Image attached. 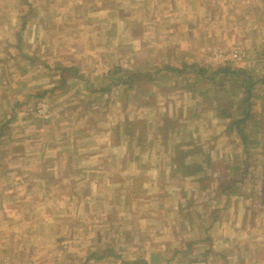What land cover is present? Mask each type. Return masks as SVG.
<instances>
[{
  "label": "crops",
  "instance_id": "1",
  "mask_svg": "<svg viewBox=\"0 0 264 264\" xmlns=\"http://www.w3.org/2000/svg\"><path fill=\"white\" fill-rule=\"evenodd\" d=\"M54 2L18 0L7 9L0 7V110L26 107L30 116L28 101L35 103V112L38 103L45 101L48 116L42 120L34 113L45 124L35 131L43 137L40 147L50 148L53 141L62 147L64 142L75 149L74 157L82 147L93 149L87 154L88 163L94 162L88 172L93 178V173L101 172L103 180L111 184V212L122 215L118 225L110 222L108 226H155L150 219L142 220L154 216L152 207L159 201L165 205L170 201L171 234L161 241H153L155 235L148 234L146 238L154 246L145 248V234L139 232L142 251L136 259L147 264L153 260L190 264L196 256L202 264H264V153L257 150L264 149V61L261 65L250 60L248 65L242 54L252 48L264 52V30H257L261 33L258 49L253 37L247 41L246 34L239 33V25L264 19V0H259L260 5L251 0H197L198 18L204 24L199 47L195 42L175 45L171 61L169 57L156 64L145 62L146 54L165 50L166 55L169 47L144 48L145 40L140 37L146 35L145 27L119 9L120 20L131 26L132 41L139 42L140 50L134 56L117 55L116 49L123 48L118 45L117 59L110 62L107 53L90 54L91 43H86L89 61L75 60L72 55L79 48L74 39L81 35V21L60 8L52 16ZM228 20L235 21V32L213 29ZM82 25L93 36L95 30L100 31L97 36L102 34L101 27ZM187 28L172 31L191 36L193 28ZM105 31L111 34L112 29ZM66 34L73 36L71 41H64ZM237 36L241 38L238 46L232 44ZM198 50L205 56L203 62L210 65L205 69L232 66L251 76V108L246 112L251 117L242 125L245 140L233 125L234 119L245 116L235 112L236 106H231L234 109L228 115L205 91L193 94L196 89L192 87L186 93L167 94L158 86L167 83L170 68H204L187 61ZM220 51L238 53L241 59L224 64L216 57ZM136 56L143 61L138 68L132 63ZM242 95L240 92L238 99ZM170 97L168 109L161 102ZM180 99H184L183 105L178 103ZM207 101L211 105L204 108ZM100 150L108 155L99 157ZM77 165L79 169L80 160ZM190 165L191 172L184 174L182 168ZM194 206L196 211L201 206L203 213L193 212ZM157 243L163 248L156 249Z\"/></svg>",
  "mask_w": 264,
  "mask_h": 264
},
{
  "label": "rangeland",
  "instance_id": "2",
  "mask_svg": "<svg viewBox=\"0 0 264 264\" xmlns=\"http://www.w3.org/2000/svg\"><path fill=\"white\" fill-rule=\"evenodd\" d=\"M14 1L18 0H0V7L7 9ZM110 1L111 4L103 0H55L51 5L52 16L60 8L61 11L68 12L70 17H76L82 22L78 25L81 35L78 39H74L78 42L79 48L72 55L75 60L89 61L85 55L88 46L86 43H91L90 54L99 56L107 53V58L111 57L110 62L117 59L115 49L118 45L123 48L119 51L116 49L117 55L124 53V56H134L140 50H138L139 42L132 41L134 36L131 26L120 20L119 10L145 27L147 33L140 37L145 40L144 48L152 45L169 47L170 52L166 55H164L165 50L160 54L156 52L146 54L147 63L156 64V61L163 62L169 57L171 61V48L175 45L182 47L186 43L195 42V46L199 47L201 41L199 32L203 30L204 24H200L198 18L201 13L197 0H171L176 2L171 6L169 0ZM251 1L259 4V0ZM107 8L110 10H104ZM230 21L223 22L221 26L213 25V29L222 33L227 29L235 32V21ZM251 22L253 25L246 23H243V27L239 25V33L246 34V38L253 37L254 47L258 49L261 33L257 30L259 28L264 30V19L262 17ZM83 23H90V26L96 29L101 27L103 35L97 36L100 32L98 30L94 32L96 36L85 32L83 27L86 26L82 25ZM189 25L193 28L191 36L182 31L179 33L172 31L173 29L186 31ZM104 28L108 31L112 29L111 34L104 32ZM63 37L65 42H69L73 36L66 34ZM240 39V36H237V41L232 44L236 43L238 46ZM249 40L251 38L247 39ZM95 44L96 46H93ZM260 51L252 48L243 52L244 61L248 62V65L251 63L250 60L262 65L264 52ZM132 59L136 68L140 66L138 63H143L137 60V56ZM187 59L189 64L210 68L208 62H203L205 56L201 50L193 53L192 57L189 54ZM199 62L202 66L198 65ZM242 63L240 65L244 68L245 62ZM212 68L217 69L213 66ZM179 69L185 70V68ZM258 69L261 71L260 66ZM115 74H119V71ZM247 77L251 76L248 74ZM167 79V83L162 82L158 85L167 94L171 91L186 93L193 87L196 89L192 90L193 94L199 95V92L205 91L210 86L209 81H205V77L199 76L194 71L190 76L184 71L178 77L170 75ZM224 99L221 106L226 108V103L232 99L228 97ZM183 100H178V103L183 105L185 102ZM43 102L45 101L40 103ZM198 102L200 105V101ZM28 103L30 116L26 107L13 110L10 106L0 110V129L2 128V132L0 131V264H120L121 261L135 260L141 256L142 249H139L141 244H138L141 237L139 232L143 231L145 234L143 238L145 248L154 246V242L149 244L150 238H146L148 234L155 235L153 241H161L160 239L171 234L173 218L168 208L171 207L168 200L166 205L165 202L159 201L158 206L152 207L154 216L142 220L148 222L150 219L149 223L155 226L149 227L143 223L141 229L126 225L123 228L108 226L110 222L118 225L122 215L119 212H111L114 198L110 194L111 184L108 185L107 181L103 180L101 172L93 173L94 178L88 172L90 170L91 173L94 162L88 163L87 154L93 149L82 147L74 157L75 149L66 147L64 142L62 147L59 142L53 141L54 144L50 148H41L43 137L35 132L45 125L44 122L39 121V119L43 120L40 116V103L36 112L35 103L33 101ZM161 103H166V107L171 109V97ZM209 106L208 101L203 103L204 108ZM257 150L264 153V149ZM107 155L101 151L99 157L103 158ZM95 156L97 157L98 154ZM78 160L81 163L79 169ZM142 210L143 216L145 209ZM192 210L199 214L203 213L201 206L197 211L195 206ZM161 246V243H157L156 249L163 248ZM111 252L113 255L110 257ZM200 260L198 258L190 264H202L199 263ZM148 263L158 264L155 260ZM161 264H171V260L167 263L161 261Z\"/></svg>",
  "mask_w": 264,
  "mask_h": 264
},
{
  "label": "trees",
  "instance_id": "3",
  "mask_svg": "<svg viewBox=\"0 0 264 264\" xmlns=\"http://www.w3.org/2000/svg\"><path fill=\"white\" fill-rule=\"evenodd\" d=\"M171 69V75H174L175 77H178L179 74L186 71V73L190 76L192 72H196L201 77H205L207 81H209L210 86L208 89L205 90V92L208 94V96H213L215 103L218 102L219 108L223 109V112L225 114L230 113L234 107L236 106L237 109H235V112H242V115H245L243 118L240 119H234L233 125L237 127L238 133L243 138V140L246 139V133L244 132V127L242 126L247 120L251 117V115L247 112V109L251 108L250 101V93L252 92L253 87V81H251V77H247L248 72L245 74L242 73V71H236L232 69V66H226V67H220L218 69H205V68H199L195 70L194 67L185 68V70L181 71L179 68H170ZM192 69V70H190ZM169 72V71H168ZM178 73V75H177ZM129 77H134L133 74H129ZM190 78V77H189ZM188 79V78H186ZM127 84H131V82H128ZM192 88V87H191ZM241 92L243 95L241 98L238 99L239 93ZM221 95L223 98L219 97L217 95ZM224 97L231 98L232 100L226 103V108L221 107L223 104V101L225 100ZM223 99V100H221ZM209 105H211L209 103ZM249 115V116H248ZM2 132V128H1ZM182 160V159H181ZM193 166L190 165V167L184 166L182 170L184 171V174L190 173ZM198 170L197 168H194V171ZM113 255V253H110V257ZM119 258V257H117ZM192 260V259H191ZM168 260L167 262H169ZM196 261V256H194L193 262ZM120 264H147L146 261L143 259H135V260H125L121 261Z\"/></svg>",
  "mask_w": 264,
  "mask_h": 264
},
{
  "label": "built area",
  "instance_id": "4",
  "mask_svg": "<svg viewBox=\"0 0 264 264\" xmlns=\"http://www.w3.org/2000/svg\"><path fill=\"white\" fill-rule=\"evenodd\" d=\"M216 57L220 58L224 64H230L233 62H238L241 59V56L238 53H227L220 51L216 54ZM47 104L45 102L40 103V116L47 117ZM39 112V110H38Z\"/></svg>",
  "mask_w": 264,
  "mask_h": 264
}]
</instances>
